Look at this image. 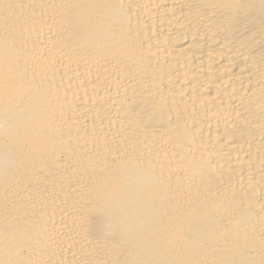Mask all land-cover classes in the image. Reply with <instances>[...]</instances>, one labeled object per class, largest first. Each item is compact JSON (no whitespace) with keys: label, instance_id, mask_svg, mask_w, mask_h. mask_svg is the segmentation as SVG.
<instances>
[{"label":"bare ground","instance_id":"1","mask_svg":"<svg viewBox=\"0 0 264 264\" xmlns=\"http://www.w3.org/2000/svg\"><path fill=\"white\" fill-rule=\"evenodd\" d=\"M0 264H264V0H0Z\"/></svg>","mask_w":264,"mask_h":264}]
</instances>
